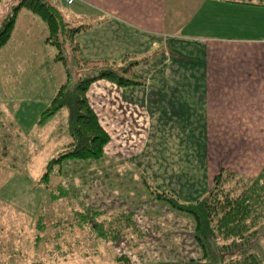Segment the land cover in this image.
<instances>
[{
  "label": "crops",
  "instance_id": "crops-1",
  "mask_svg": "<svg viewBox=\"0 0 264 264\" xmlns=\"http://www.w3.org/2000/svg\"><path fill=\"white\" fill-rule=\"evenodd\" d=\"M17 1H2L0 21ZM260 1L75 0L72 5L79 7L75 18L92 20L91 28L75 38L81 59L118 66L126 64L127 58L136 62L135 75L143 82L126 88L107 80L90 85L89 105L110 137L102 159L121 157L114 160L133 164L146 180L142 168L147 164L174 168L177 161V166L189 169L175 170L174 183L182 184L177 192L190 189L185 184L194 178L202 175L212 180L220 169L231 168L238 146L232 142L225 147V138L264 134V6L258 5ZM24 13L17 17L10 41L17 27L38 20L27 10ZM21 35L25 40L23 35L28 37L29 32ZM45 36L42 28L38 39ZM22 46L25 54L26 44ZM148 144L149 157L143 155ZM220 146L224 152L215 153ZM191 168L197 171L192 178Z\"/></svg>",
  "mask_w": 264,
  "mask_h": 264
},
{
  "label": "rangeland",
  "instance_id": "rangeland-1",
  "mask_svg": "<svg viewBox=\"0 0 264 264\" xmlns=\"http://www.w3.org/2000/svg\"><path fill=\"white\" fill-rule=\"evenodd\" d=\"M50 3L62 12L66 21L78 17L75 16L78 15V3L71 6L62 0H50ZM21 10L17 17L25 15L26 9ZM33 16L38 20L17 27L14 39L0 49V264H21L12 253L28 238L30 225L35 223L41 208L52 215L50 205L45 204H49V190L57 185L64 186L78 198L77 204L85 210L93 231L102 241L113 244L115 264H149L201 257L194 240V221L172 211L168 205L154 201L143 184L139 169L135 170L127 161H124L128 164L125 165L123 161L114 160L121 157L66 161L53 169L47 185L50 189L41 183L48 163L65 149L69 141L66 130L68 111L60 110L49 118L45 117L44 111L62 86L70 91L77 79L87 73L84 74L75 64L68 41L62 52L65 63L54 61L57 49L46 42L48 29L37 16ZM42 28L46 29V36L39 40ZM26 32L29 36L23 35L24 40L21 34ZM22 44L27 47L25 54L20 51ZM124 66L118 64L117 71ZM233 137L232 141L225 138L223 143L225 147L232 142L238 146L237 155H233L234 162L226 170L255 175L264 158V134ZM147 147L143 155L149 157L151 145ZM224 149H216L215 153L224 152ZM181 154L183 152L178 155ZM227 155L224 154V160ZM150 158L152 160V156ZM161 162L163 164L165 160ZM175 163L174 168L154 166V163L144 166L142 169L147 172L148 183L158 192L173 193L183 204L201 199L212 186V180L202 176L201 169V176L194 178L196 181L185 184L190 189L177 192V186L182 184L174 183L178 179L175 170L189 169L177 166V161ZM190 170L192 178L197 171ZM205 189L207 192H203Z\"/></svg>",
  "mask_w": 264,
  "mask_h": 264
},
{
  "label": "trees",
  "instance_id": "trees-1",
  "mask_svg": "<svg viewBox=\"0 0 264 264\" xmlns=\"http://www.w3.org/2000/svg\"><path fill=\"white\" fill-rule=\"evenodd\" d=\"M258 5L264 6V0ZM21 9L30 11L46 25V42L57 49L55 62H64L62 52L68 41L75 64L88 74L79 77L70 91L62 86L44 111L49 118L66 109L69 135L65 149L48 163L41 177V183L47 186L55 167L66 161H98L110 141L89 105L86 94L90 85L107 80L126 88L141 86L143 82L135 75L136 62L127 58L119 71L116 64L83 61L75 38L91 28V18L68 22L50 0H18L11 6L0 21V49L9 41ZM142 180L155 201L192 218L194 240L202 254L200 258L149 264H264V164L255 176L220 169L208 192L188 204L180 203L170 193L158 192L146 179ZM61 186L54 189L47 186L49 204L45 206L50 205L52 215L41 208L35 223L30 225L28 238L21 240L22 244L12 254L15 253L21 264H105L103 260L115 264L113 244L98 237L85 210L77 204L78 198ZM59 187L63 190L59 191Z\"/></svg>",
  "mask_w": 264,
  "mask_h": 264
},
{
  "label": "built area",
  "instance_id": "built-area-1",
  "mask_svg": "<svg viewBox=\"0 0 264 264\" xmlns=\"http://www.w3.org/2000/svg\"><path fill=\"white\" fill-rule=\"evenodd\" d=\"M75 0H62L63 3H65L66 5L70 6L74 3Z\"/></svg>",
  "mask_w": 264,
  "mask_h": 264
}]
</instances>
